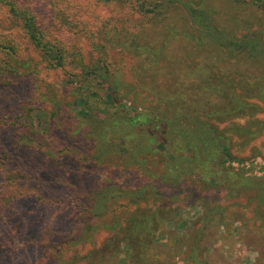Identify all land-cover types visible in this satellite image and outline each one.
<instances>
[{
  "label": "rangeland",
  "instance_id": "rangeland-1",
  "mask_svg": "<svg viewBox=\"0 0 264 264\" xmlns=\"http://www.w3.org/2000/svg\"><path fill=\"white\" fill-rule=\"evenodd\" d=\"M1 1L0 264H53L59 252L67 264H136L132 253L141 255L142 246L117 224L131 227L138 218L154 240L143 246L149 257L140 264H264V62L202 43L179 0L180 8L159 16L127 1L70 0L62 18L45 0H19L38 6L56 26L67 52V63L57 67ZM184 1L238 37H264V10L254 0ZM210 61L246 105L224 96L201 102L211 94ZM196 69L204 89L180 104L175 97L188 96L170 77L190 83ZM111 88L115 101L105 97ZM157 104L182 109L188 127L198 117L216 126L241 163L209 160L174 179L154 150L157 141H148L147 124L106 122L108 134L97 141L102 120L148 113ZM115 143L132 146V153ZM135 144L142 148L133 157ZM137 189L141 195L130 194Z\"/></svg>",
  "mask_w": 264,
  "mask_h": 264
},
{
  "label": "trees",
  "instance_id": "trees-1",
  "mask_svg": "<svg viewBox=\"0 0 264 264\" xmlns=\"http://www.w3.org/2000/svg\"><path fill=\"white\" fill-rule=\"evenodd\" d=\"M1 1V0H0ZM48 5L52 6L53 15L56 17H63L62 5L70 0H45ZM121 2H129L131 8H142L147 11L148 14H154L159 16L161 10L166 14H170L172 10L180 8L176 0H165L164 2H154L152 0H120ZM236 2H242L244 0H233ZM260 3L264 10V0H254ZM4 2V1H1ZM93 0H82V3L89 4ZM180 4H183L186 8L188 19L192 22L200 31V37L202 43L206 40L217 45V47H228L233 53L243 55L244 57L250 59L247 60L248 63L253 61L264 62V37L256 33H248L242 37H238L218 25L216 18L206 9L197 8L192 2L179 0ZM8 13L13 16L16 21L21 23L26 31L29 40L34 44L36 48L42 51L45 56H47L50 61L57 67H62L67 63V52L64 49L62 39L58 38L53 27L44 19V12L39 9L38 6H33L26 1L22 2L19 0H7ZM120 5L123 3H119ZM169 9V10H168ZM168 10V11H167ZM219 55V51L217 52ZM209 69V75L207 78L208 87L211 94H205L204 99L201 101L203 103L211 104L214 101H219L221 97L226 103H233L237 106L246 105L243 96L236 90L233 80L226 77L223 73H218V67H216L214 61H210L207 64ZM223 68V67H221ZM222 71V70H221ZM102 79H105L104 74H100ZM199 77H201L199 79ZM174 79V82L178 84V92L180 94L185 93L188 97L177 96L175 98H180V104L184 103V99H194L198 96L204 88L201 86V91L199 90V82L202 80L201 74L196 70H193L189 78L190 83H185L180 81L181 79L176 78V76L170 77ZM206 84V85H207ZM116 88H111L110 93L106 94V100L115 101L118 96ZM207 91L205 90L204 93ZM200 97V96H199ZM126 108H124L125 110ZM163 109L161 105H153V108L148 113H139L138 115H130L125 112L124 116H114L111 118L102 120L103 127L97 129L96 138L101 144L103 143L106 135L108 134L106 122H112V125L116 123L124 124L125 126L134 127L138 123L147 124L149 126L146 133L148 135V141L150 143L157 141L154 150L160 149L161 153L164 154L167 164L168 172L171 174L172 178H180L185 170L192 168L196 170L201 166H205L206 162L211 160L218 164L226 162H237L241 163L239 159L232 157L230 151V146L226 137L221 135L217 131L216 126L203 122L198 118L194 119L193 127H188L189 123H185L181 119L182 109L178 108L175 112L171 109ZM168 110V111H164ZM221 113V112H217ZM208 116H213L208 114ZM19 140L13 143V147L18 149L21 145ZM136 147L133 149V157L141 152L142 146L140 144H135ZM113 148L119 150L120 152L132 153L129 151L132 146L122 145L115 143ZM187 150L190 152L188 155H184L183 151ZM97 160H101L98 157ZM231 160V161H230ZM143 191L139 189L130 192L131 195L137 196L141 195ZM100 209V208H99ZM167 212V211H165ZM168 215V213H167ZM134 219L137 215H133ZM143 219L138 218L133 221L131 227H124L121 223L117 224L120 231L126 236L131 242L135 243L136 247L142 246V254L139 255L137 252L132 253V261L136 264L140 262H145L149 257V253L143 249L149 244L153 243V229L148 232L142 229ZM150 224H148L147 231L149 230ZM146 233V234H145ZM138 239H140V242ZM117 237L114 238V242ZM147 249V248H146ZM58 255L53 259V264H67V261H63L61 256L62 252L56 253Z\"/></svg>",
  "mask_w": 264,
  "mask_h": 264
}]
</instances>
